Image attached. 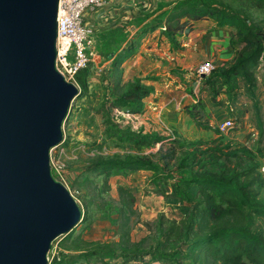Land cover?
<instances>
[{
  "label": "rangeland",
  "instance_id": "rangeland-1",
  "mask_svg": "<svg viewBox=\"0 0 264 264\" xmlns=\"http://www.w3.org/2000/svg\"><path fill=\"white\" fill-rule=\"evenodd\" d=\"M174 2L173 4L168 2V6L171 7L168 10L169 14L165 13L164 15L166 21L169 16L178 14L181 8L194 3L221 6L243 15L254 24L264 20V0H174ZM159 23H161L160 27H163L165 20L154 18L146 25L148 26L147 29L145 28L147 33H143L139 37L142 47H137L134 50L132 60L117 67L106 68L105 71L99 70L100 72L94 77L95 81L91 84L92 89L89 88L90 83L87 80L92 66L83 69L77 77L80 89L78 96L72 101V108L63 123L64 142L58 148H53L50 154L52 155L51 164H54L53 174L57 180L66 185L80 205L83 211L82 220L69 236L66 238L61 236L53 242L54 247H51L48 254L50 258L54 257L53 260L73 253L70 250L72 249L70 241L78 234L83 235L86 240L97 241L101 245H113L119 241V234L125 233V240L127 239L130 244L139 243V246L143 248L153 245L151 241L155 237L154 231H149L144 223H154L162 213L169 219L177 220L176 218H179L182 212L181 207L185 210V216L189 209L187 203L182 204L174 197H165V194H161L163 191H165L164 193L169 191L168 183L171 181L167 179V175L187 174L195 171L198 163L203 166L199 169L201 171H218L220 168L219 172L225 176H228L229 173L225 172V165L231 164V166L238 165L240 167L256 165L257 173L263 178L257 199L264 207L263 66H260L255 72L254 87H249L240 76H230L227 80L224 79L221 74L222 69L231 65L234 61L233 56L226 57L227 64L214 68L211 74L204 79L196 78L198 82L200 80V84L209 87L207 89L204 86L200 91L203 94V100H200L204 106H207V109L199 121L209 125L210 129L197 126L200 130H204L201 137L188 140L180 138L185 142L192 143L186 148L187 152L196 149L200 153L195 163L187 162L193 164L188 168L175 171L173 170L176 167L175 164L164 166V162L159 159L157 154L160 143L152 147L135 146L129 141L119 140L118 134L115 133L114 129L118 125L125 131L155 134L162 139L176 135L175 130L166 128L163 122L156 117L158 106L153 109L149 106L150 102L143 103L142 111L135 115L138 117L136 119L132 115L128 116L123 110L110 108V100L116 94V82L121 85L139 77L144 81L152 82L165 78L170 80V86L174 92L190 94L195 82L194 69L196 65L207 60L204 56L198 58L199 51L195 48L192 53L180 55L184 50L181 46L182 43L188 41L186 36L182 37L176 34L172 37L173 42L171 43L163 34H159V36L156 34V37L150 36L153 31L159 29L158 27L155 29ZM188 33V28H186L180 35ZM156 39L158 40L156 41ZM230 47L237 50L241 44L236 38L230 43ZM231 52L233 55V50ZM176 58L179 59L176 60ZM147 60L151 63H148ZM177 61L180 63L179 66ZM160 62L162 65L158 67ZM153 67H158L167 74L160 77L154 72H149V68ZM171 75L176 76V79ZM216 81H218L217 85L214 84ZM183 104L181 108L189 105L183 106ZM227 119L233 121L234 127L227 132H221L218 125ZM252 133H256V136H252ZM168 147L165 145L164 150ZM210 148L221 150L223 155L229 152L242 153L241 150L248 151V154L247 156L246 154L241 155L243 162H238V159L233 156H229L227 161L222 156L215 164L214 160L211 163L213 154L208 151ZM143 157L162 167L165 172L164 176H161L163 172L152 170L115 174L113 171L108 173L101 165L96 167L97 162L105 163L110 160ZM121 189H125L135 198L133 210L136 215L131 216L129 221L121 218V210L124 209L120 198ZM245 211L250 213L248 209ZM251 217L254 221V230L264 236V214H251ZM148 238L150 241L144 242V239ZM91 262L92 260L90 264H95ZM120 262L121 260H111L110 264H120ZM77 264L87 263L78 262ZM129 264L140 263L131 262ZM144 264H150L149 258ZM183 264L197 263H193L187 258Z\"/></svg>",
  "mask_w": 264,
  "mask_h": 264
},
{
  "label": "trees",
  "instance_id": "trees-1",
  "mask_svg": "<svg viewBox=\"0 0 264 264\" xmlns=\"http://www.w3.org/2000/svg\"><path fill=\"white\" fill-rule=\"evenodd\" d=\"M208 18L214 19L219 25L234 26L235 36L241 44L231 65L222 69V76L225 80L230 76H240L249 87H254L255 72L260 66L264 67V20L254 24L243 15L221 6L194 3L181 8L178 14L169 16L159 34L165 35L171 43L174 35L181 36L180 33L184 29H192L194 22ZM160 26L161 23L155 28ZM133 52L134 49L129 50L125 57L132 56ZM115 86L116 94L110 100V108L131 114L142 111L143 100L152 91V88L144 85L139 78L121 85L116 82ZM203 111L201 100L184 107V112L196 126L210 129L209 125L199 121ZM114 131L119 140L129 141L135 146L152 147L160 143L157 150L159 159L164 162V166L175 164V171L193 165L187 162L195 163L200 154L196 149L187 152L186 148L192 143L178 138L162 139L155 134L125 131L118 125ZM165 145L169 147L164 150ZM208 151L213 154L211 163L214 160L215 164L222 156L226 160L233 156L238 162H243L241 155L248 154V151L244 150H241L242 153L229 152L224 155L221 150L210 148ZM100 165L108 173L113 171L115 174L138 170L160 171L163 172L161 176L165 174L162 167L145 157L96 163V167ZM199 166L198 163L197 170L187 174L167 175V179L171 181L168 183L169 191H163L161 194L187 203L189 209L187 215L179 221L169 219L162 213L154 223L145 222L148 230L154 231L155 234L151 241L153 245L150 247H140L139 243L130 244L125 240V233L119 234V241L113 245H101L78 234L70 241V250L73 253L52 260L51 264H90L91 260L95 264H110L111 260H121L120 264H144L147 258L150 264H183L187 258L197 264H264V236L254 230L251 217V214H264V207L257 199L263 178L257 173L256 165H225L228 176L219 172L220 168L218 171H201L199 169L203 166ZM120 198L124 208L121 210V218L129 221L131 216L136 215L133 210L135 198L125 189H121ZM246 209L250 213H247ZM73 230L64 237L69 236ZM146 241L149 242L150 239H144V242Z\"/></svg>",
  "mask_w": 264,
  "mask_h": 264
},
{
  "label": "water",
  "instance_id": "water-1",
  "mask_svg": "<svg viewBox=\"0 0 264 264\" xmlns=\"http://www.w3.org/2000/svg\"><path fill=\"white\" fill-rule=\"evenodd\" d=\"M59 0H0V264H50L82 209L52 148L79 88L56 67Z\"/></svg>",
  "mask_w": 264,
  "mask_h": 264
},
{
  "label": "crops",
  "instance_id": "crops-1",
  "mask_svg": "<svg viewBox=\"0 0 264 264\" xmlns=\"http://www.w3.org/2000/svg\"><path fill=\"white\" fill-rule=\"evenodd\" d=\"M168 2L175 3L174 0H103L101 6L87 8L84 11L83 20L90 33L92 52L91 62L89 64L92 67L89 76H87L88 83H90L89 88H93L91 84L95 81L94 77L100 72L99 70L105 71L106 68L110 69L112 66L117 67L133 59V55L125 57L126 53L131 49L135 50L137 47H142L140 46L141 42L139 37L143 33H147L145 28H148L146 25L151 20L154 18L166 20L164 15L165 13L169 14L170 11L168 10L171 7L168 6ZM158 28L150 36L156 37V34L159 36L161 27ZM235 30L234 26L219 25L212 18L198 20L193 23L192 29L188 34L181 35L182 37L186 36L188 41L182 43L181 46L184 50L180 55H186L198 49V58L204 56L207 60H211L215 69L220 65L225 66L227 64L226 57H235L236 54V48L231 49L230 47V43L236 39ZM227 49L229 50L227 51ZM147 62L151 63L148 60ZM168 64L171 65V63ZM161 65L162 63L160 62L157 66L160 67ZM177 65H180L178 61ZM158 67L149 68V72H154L155 75L160 77L167 74V72L158 69ZM197 67L198 65L194 69L195 76L193 78L195 77V82L193 83L194 87H192L190 94L174 92L170 86L171 82L169 79L160 78L158 81L153 82L141 79L144 85L152 88L150 95L144 98L143 103L150 102L149 106L153 109H156L158 106V115L156 117L163 122L166 128L177 132L171 138H186L188 140L199 138L204 134V130H200L195 122L186 115L184 107L181 108L183 103V106L185 104L192 105L200 99L203 100V94L200 91L205 85L200 84V80L198 82L196 78L204 79L205 77H200L196 74ZM170 69H172V66H170ZM171 77L176 79V76L173 77L171 75ZM217 83L218 81L214 84L217 85ZM93 85L95 84L93 83ZM206 87L207 89L209 88L208 86ZM96 90L95 88L94 91L96 92ZM213 95L215 96V94ZM206 109L207 106H204L203 112ZM126 114L128 116H134L135 119L138 118L135 116L136 114ZM182 204H185V202H182ZM181 210L180 217H175L178 221L185 217V210L182 207Z\"/></svg>",
  "mask_w": 264,
  "mask_h": 264
},
{
  "label": "built area",
  "instance_id": "built-area-1",
  "mask_svg": "<svg viewBox=\"0 0 264 264\" xmlns=\"http://www.w3.org/2000/svg\"><path fill=\"white\" fill-rule=\"evenodd\" d=\"M102 3L103 0H59L58 2L56 67L66 80L73 82L78 88L77 77L83 69L89 66L92 53L90 33L84 23L83 13L87 8L99 7ZM213 69V62L206 60L198 65L196 74L200 77H207ZM233 127L234 123L230 119L224 120L218 125L221 132H227ZM251 135L256 136V133ZM62 143L56 147L58 148ZM51 159L52 155L50 154V161ZM51 167L53 169L54 164H51ZM52 245L54 247V244ZM53 258L48 255L50 264Z\"/></svg>",
  "mask_w": 264,
  "mask_h": 264
}]
</instances>
